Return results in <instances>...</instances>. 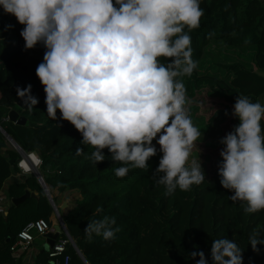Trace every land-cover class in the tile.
<instances>
[{
  "label": "clouds",
  "instance_id": "obj_1",
  "mask_svg": "<svg viewBox=\"0 0 264 264\" xmlns=\"http://www.w3.org/2000/svg\"><path fill=\"white\" fill-rule=\"evenodd\" d=\"M200 5L201 0H0L4 14L24 26V50L38 44L46 49L36 76L47 115L58 119L59 112V119L74 126L81 145L92 149L85 159L94 165L105 161L107 149L122 165L113 168L117 178L134 169L148 171L159 145L162 156L152 179L166 195L206 181L200 159H189L194 148L200 153L203 133L193 124L182 79L199 65L189 33L200 27L205 14ZM17 95L30 111L39 103L30 84L18 87ZM231 115L240 123L219 141L220 184L245 214H254L264 210V102L237 95ZM75 152L83 155L84 149ZM42 164L31 151L18 167L30 175ZM120 231L110 216L92 219L84 229L88 240L105 241ZM248 239L253 252L264 245L259 226ZM243 251L233 239H215L212 264H243ZM190 256H199L196 264H208L203 252Z\"/></svg>",
  "mask_w": 264,
  "mask_h": 264
},
{
  "label": "trees",
  "instance_id": "obj_2",
  "mask_svg": "<svg viewBox=\"0 0 264 264\" xmlns=\"http://www.w3.org/2000/svg\"><path fill=\"white\" fill-rule=\"evenodd\" d=\"M200 6L205 12L200 27L189 33L193 59L199 65L191 77L182 78L184 84L191 92L197 85L212 86L231 105L240 94L259 101L264 96V78L254 71L264 72V0H201ZM8 25L13 27L8 29ZM23 27L15 16L4 14L0 8V126L24 152L37 151L42 157L40 173L52 195L57 189L61 193H79L80 198L65 213H59L89 264H196L199 256L193 259V251L203 252L208 264H212V241L224 237L235 240L244 250L243 264H264V245H258L259 251L253 252L248 239L258 226L264 238V210L245 214L240 202L228 198L233 193L221 186L217 171L215 178L206 176L203 184L190 191L177 189L166 195V189L157 187L152 179L162 156L159 149L148 161V171L134 169L124 178L115 176L113 168L122 165L110 159L107 149L103 150L106 159L101 163L94 165L85 159L92 149L81 145V134L70 122L59 119L60 113L58 119L47 115L44 87L36 76L46 49L38 44L25 51L20 35ZM29 56L33 60L27 63ZM29 84L39 103L31 111L18 110L17 88ZM189 107L190 114L198 110L197 106ZM14 110L26 119L24 125L9 121L8 115ZM223 114L217 111L209 124H205L204 117L194 118L193 123H200L198 129L207 134ZM239 123L233 117L230 131ZM78 147H83V155H76ZM12 160H16L13 165ZM20 160L15 150H3L0 191L12 173L19 170ZM217 160L222 163L220 155ZM28 191L35 197L12 205L6 216H0V245L5 252H11L19 233L29 223L50 221L55 215L33 174L24 183L11 185L8 199H20ZM53 200L57 205L54 195ZM97 207L102 211L96 213ZM104 216L115 217L121 231L111 241L96 236L88 240L84 233L87 223ZM67 253L83 264L71 245ZM9 262H13L11 257Z\"/></svg>",
  "mask_w": 264,
  "mask_h": 264
},
{
  "label": "rangeland",
  "instance_id": "obj_3",
  "mask_svg": "<svg viewBox=\"0 0 264 264\" xmlns=\"http://www.w3.org/2000/svg\"><path fill=\"white\" fill-rule=\"evenodd\" d=\"M32 60L33 59L29 56L27 57L26 62L29 63ZM185 86L187 89V97L191 102L189 106L198 107V110L195 111V113L191 112L192 120H194V118L197 119L198 117H204L205 124H209L210 120L215 115V113H217V111L222 110L224 113L223 116H221V118L216 121L217 122L216 124L212 123V128L209 130V133L203 134L200 137L201 141L198 143V148L200 149V153L198 149L194 148L192 155L189 157L190 161L193 159H196V160L200 159L202 168L204 172L206 173V176L209 179H213L216 177V171L218 175L219 162L217 158L220 155V151L222 150V147H223L219 143V141L230 131V127H231L230 123L233 119V116L231 115L233 111V105H231L227 100H225L224 97L219 96L216 88H212V86L197 85L198 88L194 89L193 92H191L188 89L187 85ZM19 109L24 110V108H21V107H19ZM226 112L228 113V115H225ZM199 124H194V126L198 128ZM202 124L204 125V123ZM5 143H6V146L7 145L11 146V144L7 142V140ZM156 147L157 149H159V145H156ZM57 219H58V216L55 218V220H53V222L56 225H57V222H56ZM33 234L35 236V239H37V237L39 238L41 237L36 233H33ZM17 254L18 252L16 253L10 252L9 256L11 255L14 259H18Z\"/></svg>",
  "mask_w": 264,
  "mask_h": 264
},
{
  "label": "crops",
  "instance_id": "obj_4",
  "mask_svg": "<svg viewBox=\"0 0 264 264\" xmlns=\"http://www.w3.org/2000/svg\"><path fill=\"white\" fill-rule=\"evenodd\" d=\"M254 73H256L259 76L264 78V72L255 70ZM259 101L264 102V96L259 98ZM17 109L19 110L18 105H17ZM14 111H16L19 114V112L17 110H14ZM19 116H20V114H19ZM4 141H6L5 138H4ZM11 146L7 145L4 150H15L21 156V159H22L24 157V155L19 153L13 147L12 144H11ZM29 176L30 175L23 174L21 172V170L19 169L18 171L13 172L12 175L6 180L4 188L0 191V216H6L7 211L10 209L11 202L8 199V190H9L10 186L13 184H16V183H24ZM28 192L31 194L30 191H28ZM53 195L56 196V198L58 199L57 205H56L57 209L61 210L63 213H65V210L68 209L72 203H74L77 199L80 198V195L78 192L66 191V192L61 193L58 189L53 191ZM56 217H57V215L55 214L52 216V218L50 220L52 222L53 226L56 225L53 222V220H55ZM47 246H48L47 239L45 237H40V238L37 237V239H35V242L33 243V246L27 252H25L23 254L18 252V254H17L18 259H14L10 255L14 259L13 260L11 258L13 260V262L11 263V262H9V260H10L9 252H5L4 248L0 245V264H48ZM73 249L75 250L74 247H73ZM75 252H76L77 256L79 257L80 261L83 264H85V262L78 255L76 250H75ZM69 255H70L72 262L74 264H81L78 261H76V259H74L73 254H69Z\"/></svg>",
  "mask_w": 264,
  "mask_h": 264
},
{
  "label": "built area",
  "instance_id": "obj_5",
  "mask_svg": "<svg viewBox=\"0 0 264 264\" xmlns=\"http://www.w3.org/2000/svg\"><path fill=\"white\" fill-rule=\"evenodd\" d=\"M27 154L23 158H26ZM41 167L42 165L39 168L34 169L30 175L35 171L40 170ZM56 222L57 224L60 222L59 218ZM53 228L54 226L52 222L44 219L29 223L19 233L16 243L11 247V252H20L21 254L27 252L35 242V236L33 233L44 237L53 231ZM60 237L61 238L57 241L55 246L48 251V264H73L70 255L67 253L68 247L70 245L72 246V241L68 236L67 228L63 229Z\"/></svg>",
  "mask_w": 264,
  "mask_h": 264
},
{
  "label": "water",
  "instance_id": "obj_6",
  "mask_svg": "<svg viewBox=\"0 0 264 264\" xmlns=\"http://www.w3.org/2000/svg\"><path fill=\"white\" fill-rule=\"evenodd\" d=\"M18 106L21 107V108H24V109H27V106L25 104H23V102L21 101V99L19 98V102H18ZM8 118H9V121L15 123V124H18V125H24L26 123V119L24 117H20L19 114L16 112V111H11L8 115ZM0 132L4 135V137L6 138V140L13 145V147L21 154H23L24 156L27 154L26 152H24L22 150V148L16 143V141L11 137L9 136L0 126ZM6 141H2L0 142V155L3 154V150L5 149L6 147ZM7 157V156H6ZM16 160H12L11 161V164L13 165L15 163ZM36 179L38 180L39 184L42 186V188L44 189L56 215L58 216L59 218V223L57 225L54 226L53 228V231H51L50 233H48L47 235H45L44 237L47 239V249L48 251L50 249H52L55 244L57 243V241L59 240L60 238V235L63 231V229H66V224L62 218V216L60 215L59 213V210L57 209L55 203H54V200H53V196L50 192V188L49 186L46 184V182L44 181V178L42 177L41 173L39 170L35 171L34 174H33ZM29 197H35L34 194H30L29 192H27V194L20 198V199H15V200H12L11 201V205L10 207L13 205V206H17L21 203H23L26 199H28ZM67 232H68V236L70 237L71 241H72V245L73 247L75 248V250L77 251L78 255L82 258V260L85 262V264H89L87 262V260L85 259L84 255L82 254V252L79 250L78 246L76 245L74 239L72 238V236L70 235L68 229H67Z\"/></svg>",
  "mask_w": 264,
  "mask_h": 264
}]
</instances>
